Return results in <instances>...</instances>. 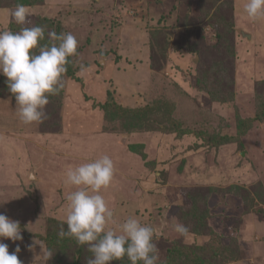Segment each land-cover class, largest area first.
I'll list each match as a JSON object with an SVG mask.
<instances>
[{
    "label": "rangeland",
    "instance_id": "obj_1",
    "mask_svg": "<svg viewBox=\"0 0 264 264\" xmlns=\"http://www.w3.org/2000/svg\"><path fill=\"white\" fill-rule=\"evenodd\" d=\"M246 3L0 0V32L18 24L13 13L24 4L20 25L52 24L78 41L72 77L66 68L42 123L20 120L0 74V213L19 221L23 237L2 242L10 253L20 248L21 264H87L88 249L58 234L62 225L67 230V197L75 190L66 173L104 155L114 163L100 193L113 212L107 227L118 232L129 217L151 226L157 264H264V18L250 19ZM223 16L236 37L228 51L232 94L222 92L220 104L209 99L213 88L197 82L204 58L177 46L195 33L203 45H215L216 29L208 24ZM81 65L88 70L80 73ZM163 106L172 115L158 127L133 128L135 119L124 113L147 108L152 121L148 111ZM219 131L230 143L207 148L204 136ZM177 223L187 235L174 230ZM178 247L185 250L179 259Z\"/></svg>",
    "mask_w": 264,
    "mask_h": 264
},
{
    "label": "clouds",
    "instance_id": "obj_2",
    "mask_svg": "<svg viewBox=\"0 0 264 264\" xmlns=\"http://www.w3.org/2000/svg\"><path fill=\"white\" fill-rule=\"evenodd\" d=\"M244 11L252 20L264 18V0H247ZM26 16L27 6L17 4L13 13L16 23L24 24ZM44 32L42 26L25 27L15 33L0 32V74L7 78L17 115L24 124L42 123L46 118L44 109L50 102L49 96L57 95L62 89L68 58L77 52L78 41L73 34L49 32L53 43L41 45ZM87 70L80 66V73ZM66 176V182L75 190L67 197V230L62 225L58 234L73 236L79 244L88 245L92 255L87 264H112L125 257L131 264H157L159 249L153 242L151 226L129 217L118 232L107 227L113 221V212L100 193L114 176V163L109 156L69 168ZM174 230L180 235L189 231L181 223L175 224ZM21 231L19 221L0 213V264H21L20 248L10 253L8 245L2 242L22 240Z\"/></svg>",
    "mask_w": 264,
    "mask_h": 264
},
{
    "label": "trees",
    "instance_id": "obj_3",
    "mask_svg": "<svg viewBox=\"0 0 264 264\" xmlns=\"http://www.w3.org/2000/svg\"><path fill=\"white\" fill-rule=\"evenodd\" d=\"M210 22V21H209ZM47 24V23H46ZM208 25H211L212 27H214L216 29V33H217V42L215 45L211 46H205L203 45L204 43V37L202 35V33H195V35H193V37H191L192 34H190L189 36V40L187 41V39H184V43L181 45L177 46V50H180L181 47L186 48L187 47V51L191 54H200L203 58L204 61H206L205 64V69L204 71L202 70V68H198V71L200 73V77L198 78L200 84L204 85H208L209 89L213 88L212 90H207L206 92L211 95V101L215 102V103H220V104H225V102L223 100H225L226 96L221 94L222 92L225 93H229L232 94V89L228 87V84H233L232 82V77L234 74V61L232 59V57H234L233 53L228 52L229 48L231 46L234 45L235 42V37H236V33L235 35L233 34L231 36V34L233 33V21L230 20L227 16H223V17H218L216 19H213ZM23 27V25L17 24L10 27V30L12 32H19ZM50 29V32L55 31L57 34H60L59 31H56L54 29V27L52 26V24H47L45 25L44 29L45 31L47 29ZM47 34V33H46ZM44 32V41L47 40V36ZM187 41V45L185 46V42ZM49 42V40L47 41ZM165 43H167L164 40ZM49 43H53V41L49 42ZM55 43H59L58 41ZM47 44V43H46ZM168 44H166L164 46L167 47ZM189 47L191 48V50L189 49ZM73 63L71 58H68V63L66 65L67 70L69 71V75L72 77V71L71 67H72ZM223 78V80H221ZM3 82L7 87L6 81L3 79ZM206 82V83H205ZM226 88V92L224 91V89ZM7 94L11 95L10 91L7 90L6 92ZM212 95H214L212 97ZM213 99V100H212ZM152 102H149L147 105V108H153L154 105H152ZM146 108V109H147ZM156 108V107H155ZM154 108V109H155ZM159 108V107H158ZM165 106H163L160 110L156 109L153 111H148V114L151 112L153 116V120L152 121H147V119H145L147 116V110L146 109H140V110H127L126 113L129 117H133L135 119V122L130 123L133 128H142L145 125L148 126H155L158 127L160 124L162 125H166L169 123L170 120V116L172 115V112L169 111L168 107L165 108ZM167 109V110H166ZM146 110V111H145ZM164 112H163V111ZM165 123H164V122ZM247 129L248 126H247ZM240 133H243V131H241ZM207 148H219L222 146H227V144L230 143V140L226 138V136L221 135V132H216L213 136H210L209 138H206L204 136ZM69 238L67 239L69 242H72V244H79L78 241L76 240L75 237L73 236H68ZM81 245V244H80ZM83 246V248H85V250L88 249V245H81ZM50 247V246H49ZM192 251V249H191ZM80 254H83V251H79ZM176 255V258H180L183 254H185V250L182 249L181 247H178V250L174 252ZM197 258V257H196ZM129 261L127 259V257H125L122 260H118V261H113L112 264L116 263V264H128L127 261ZM171 262H167V264H173V260L169 259ZM190 264H203V262H201L199 259H193L192 262Z\"/></svg>",
    "mask_w": 264,
    "mask_h": 264
},
{
    "label": "water",
    "instance_id": "obj_4",
    "mask_svg": "<svg viewBox=\"0 0 264 264\" xmlns=\"http://www.w3.org/2000/svg\"><path fill=\"white\" fill-rule=\"evenodd\" d=\"M240 34L242 35V37L250 39V36L246 34L245 32L241 31Z\"/></svg>",
    "mask_w": 264,
    "mask_h": 264
}]
</instances>
